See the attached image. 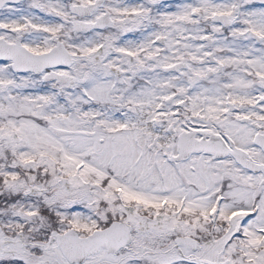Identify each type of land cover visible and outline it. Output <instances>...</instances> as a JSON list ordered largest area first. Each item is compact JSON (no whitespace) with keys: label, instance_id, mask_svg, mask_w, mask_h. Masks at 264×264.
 I'll use <instances>...</instances> for the list:
<instances>
[{"label":"snow or ice","instance_id":"6c2138e0","mask_svg":"<svg viewBox=\"0 0 264 264\" xmlns=\"http://www.w3.org/2000/svg\"><path fill=\"white\" fill-rule=\"evenodd\" d=\"M0 264H264V0H0Z\"/></svg>","mask_w":264,"mask_h":264}]
</instances>
